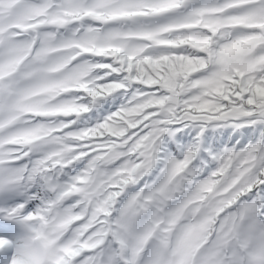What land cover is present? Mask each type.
Here are the masks:
<instances>
[{
    "label": "snow or ice",
    "instance_id": "1",
    "mask_svg": "<svg viewBox=\"0 0 264 264\" xmlns=\"http://www.w3.org/2000/svg\"><path fill=\"white\" fill-rule=\"evenodd\" d=\"M0 200L44 264H264V0H0Z\"/></svg>",
    "mask_w": 264,
    "mask_h": 264
},
{
    "label": "clouds",
    "instance_id": "2",
    "mask_svg": "<svg viewBox=\"0 0 264 264\" xmlns=\"http://www.w3.org/2000/svg\"><path fill=\"white\" fill-rule=\"evenodd\" d=\"M20 227L25 234L20 240L19 255L24 258H30L35 264H44L48 249L45 246L43 226L39 227L36 231H32L24 224H20Z\"/></svg>",
    "mask_w": 264,
    "mask_h": 264
},
{
    "label": "flooded vegetation",
    "instance_id": "3",
    "mask_svg": "<svg viewBox=\"0 0 264 264\" xmlns=\"http://www.w3.org/2000/svg\"><path fill=\"white\" fill-rule=\"evenodd\" d=\"M4 206H7V205L5 204V202L3 200H0V207H4ZM0 217H2V216H0ZM2 220H5L6 222L9 221L7 219H4L3 217H2ZM5 238L10 239V238H13V237H10V236L7 235ZM16 241L20 242V239H17ZM13 255H14V250L11 253H9L7 247L4 248V249H1V252H0V264H10V260L13 257Z\"/></svg>",
    "mask_w": 264,
    "mask_h": 264
},
{
    "label": "rangeland",
    "instance_id": "4",
    "mask_svg": "<svg viewBox=\"0 0 264 264\" xmlns=\"http://www.w3.org/2000/svg\"><path fill=\"white\" fill-rule=\"evenodd\" d=\"M2 230L5 231V232H7V234H9V235L15 236L13 234L14 231H13V229L10 226H6V227L2 228ZM16 232H17V234H21V233L22 234H25L24 231L22 230V228H20Z\"/></svg>",
    "mask_w": 264,
    "mask_h": 264
},
{
    "label": "bare ground",
    "instance_id": "5",
    "mask_svg": "<svg viewBox=\"0 0 264 264\" xmlns=\"http://www.w3.org/2000/svg\"><path fill=\"white\" fill-rule=\"evenodd\" d=\"M10 242V245L7 246L8 248V252L11 253L13 250L15 252V247L16 245L19 243V241H16L15 239L13 238H10V240H8Z\"/></svg>",
    "mask_w": 264,
    "mask_h": 264
}]
</instances>
